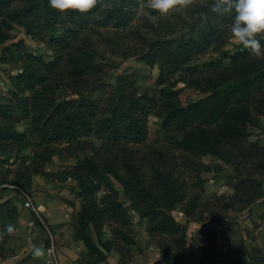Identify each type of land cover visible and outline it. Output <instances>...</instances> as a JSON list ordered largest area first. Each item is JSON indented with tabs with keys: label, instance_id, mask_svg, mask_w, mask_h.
Listing matches in <instances>:
<instances>
[{
	"label": "trees",
	"instance_id": "trees-1",
	"mask_svg": "<svg viewBox=\"0 0 264 264\" xmlns=\"http://www.w3.org/2000/svg\"><path fill=\"white\" fill-rule=\"evenodd\" d=\"M213 2L188 8L191 13L180 10L159 26H151L156 37H146V50L140 57L150 67L161 66L151 92L139 93L138 75L132 71L118 76L115 89L105 98L93 99V92L105 89L104 65L99 62L102 46L107 51L119 47L103 32L126 30L141 12L162 17L143 6L146 0H106L110 7L63 16L48 0H0V48L10 41L14 27L20 26L51 52L36 55L18 42L0 58V64L11 69L7 79L12 87V98L0 104V191L4 193L8 186L28 191L34 176L48 175L45 167L54 155L70 149L89 150L91 156L68 172L67 178L84 198L74 228L93 264L107 261L111 252L122 256L125 247L136 246L130 229L133 210L147 222V233L155 239L164 262L186 264L188 227L171 215L185 198L180 179L174 176L176 170L159 169L150 175L138 151L131 148L148 141L151 116L162 119L164 141L189 165L204 157L235 165L241 158L264 169V147L243 150L250 137L248 127L264 117V57L256 58L242 47L221 49L215 61L205 64L206 70L190 66L223 40L232 23L231 16L211 11ZM185 15L192 18L190 22ZM183 28L188 29L185 34L170 38ZM177 76L184 88L175 90L173 78ZM191 90L204 97L189 103L185 98ZM23 123L29 127L20 132L17 127ZM28 149L33 162L23 164L10 179L2 170L6 162ZM233 149L240 155L235 156ZM115 183L121 185L123 194ZM253 184L258 191L259 185L247 179L235 188L248 190ZM195 208L196 203L187 207L185 217L190 219ZM0 217L17 227L19 214L12 198L0 204ZM6 225L0 233L1 251L12 238ZM104 228L112 239L105 241ZM204 228L211 235L216 231L213 226ZM202 252L200 264H210L218 256L216 249ZM230 264H264V252L241 243Z\"/></svg>",
	"mask_w": 264,
	"mask_h": 264
},
{
	"label": "rangeland",
	"instance_id": "rangeland-1",
	"mask_svg": "<svg viewBox=\"0 0 264 264\" xmlns=\"http://www.w3.org/2000/svg\"><path fill=\"white\" fill-rule=\"evenodd\" d=\"M206 1L197 0L196 4ZM186 13H191V10H182L181 14ZM185 16L184 19L190 22L192 18L188 15ZM166 20L167 18H156L141 12L134 23L126 30L119 33L116 31L103 32L107 39L110 38L115 43H119V47L114 51H107L102 46L104 55L99 59V62L104 65L106 75L104 81L105 89L93 92L91 95L93 99L105 98L111 90L115 89L117 85L116 78L132 71H136L138 75L139 93L143 94L152 91L161 66L158 64L150 67L144 64L140 57L146 50L144 45L146 37H156L155 30L151 26H159ZM183 29L170 38H178L188 31L187 28ZM18 42H24L28 51L36 55L48 56L51 54L44 45L38 44L28 37L24 28L15 26L11 33L10 41L3 44L0 48V58L7 47ZM241 47L232 42L230 28H228L223 40L213 45L204 55L192 62L190 66L206 70L205 64L215 61L221 49L222 51H235ZM10 71L9 66L0 64V104H5L12 98V87L7 79V73ZM173 80V83L177 84L175 90L184 88L183 83H177L179 76L173 78ZM61 96L65 97L64 93L63 95L61 93ZM202 97H204L202 93L191 90L185 99L189 103H193ZM161 124L162 119L151 116L148 121L150 134L148 141L142 146H132L131 148L138 151L142 166L150 175H154V172L159 169L176 170L174 176L180 179L185 198L177 204L171 215L178 223L188 227L186 264H200V260L204 257L202 249H206L208 252L216 249L218 252L217 257L211 258L210 264H230L235 258L241 243H244L248 249L255 247L260 248L264 252V169H258L256 162L246 161V163H243L241 158L235 165L213 157L199 158L195 164L189 165L185 163L179 152L169 147L164 141V135L160 131ZM28 127V123H23L17 129L23 132ZM248 131L250 137L243 150L246 151L251 146L264 147V117L260 118L256 124L249 126ZM84 141L92 142L95 146L100 145L99 142L92 139H85ZM232 151L235 156L240 155L237 150L233 149ZM90 156L91 152L89 150L82 151L78 149L65 150L54 155L53 162L45 167V172L48 175L34 176L32 188L28 190L34 205L36 202L44 203L46 201L45 198L41 197L46 191V193H49V197L53 198L51 201L58 203L59 206L62 203L67 206L66 209L63 208L64 206L57 207V209L65 217L71 214L69 224L72 225L73 232L69 231L71 232V238L75 239H77L74 228L77 220L75 214L76 206L78 205L80 212L84 198L82 199V195L77 194L78 187L74 181L67 178V174L81 161ZM15 158H17L16 163ZM22 158H25V161L20 160ZM32 159V151L30 149L25 150L9 158L5 164L7 167L2 170L4 173L10 174V179H14L15 172L22 169L23 164L32 163ZM245 179L259 185V190L257 191L254 184L251 189L245 190V188H242L237 190L235 188L236 184ZM115 184L121 194H123L121 185L119 183ZM4 194H6V197L11 196L10 198L16 204L17 211H20L22 200L18 198L15 191L7 188ZM121 199L123 201L127 200L124 195H121ZM193 203H196V208L192 213V217L188 219L185 217V210ZM128 205L129 203L127 202L126 206ZM24 212L27 213L28 224H30L29 221L33 220V215L21 210L22 214ZM43 218L53 234V238H56L54 230L49 227V223H47L44 216ZM57 219L59 220L60 218ZM130 222L131 236L135 240L136 246L125 247L126 252L123 250L122 256L116 252H111L110 256L113 255V257L110 258V263L116 264L115 261H111L115 259L118 264H166L161 257L155 239L147 233V222L141 221L138 213L134 210L130 213ZM1 224H9L6 217L0 220V233ZM205 226H213L216 231L211 235L209 234L210 231L204 228ZM36 227L38 228L33 229L34 232L32 233L27 229L25 236L21 238H49L44 226H40L37 223ZM28 228H30L29 225ZM37 231H44L46 235L40 233L34 236L35 233H38ZM103 238L105 241L112 239L107 228H104ZM7 244L2 251L0 250V258L2 259L5 252H10V249L9 251L7 249ZM11 259L16 261L17 258L11 257ZM45 259L47 261L46 257ZM94 262V259L88 257L85 264H93Z\"/></svg>",
	"mask_w": 264,
	"mask_h": 264
},
{
	"label": "clouds",
	"instance_id": "clouds-1",
	"mask_svg": "<svg viewBox=\"0 0 264 264\" xmlns=\"http://www.w3.org/2000/svg\"><path fill=\"white\" fill-rule=\"evenodd\" d=\"M48 3L62 16L69 12L88 14L98 6L110 7L106 0H48ZM196 3L197 0H146L143 6L162 18H168L170 14L186 10ZM211 11L221 17H232L231 40L242 46L241 50H247L256 58L264 57V45L261 43L264 40V0H214ZM15 231L13 224L6 225L7 234L13 235ZM31 251L35 258L45 255L44 249L35 245H31Z\"/></svg>",
	"mask_w": 264,
	"mask_h": 264
},
{
	"label": "crops",
	"instance_id": "crops-1",
	"mask_svg": "<svg viewBox=\"0 0 264 264\" xmlns=\"http://www.w3.org/2000/svg\"><path fill=\"white\" fill-rule=\"evenodd\" d=\"M41 197L45 198L46 201L44 203H37L35 207L40 211L41 215L45 217L47 223H49V227L54 230V235L56 238L52 239L55 244L56 253L59 259L60 264H85L88 260V251L85 248L82 241L77 240L75 238H71L70 233L73 232L72 225H70V215H63L61 212H58L57 207L64 206L63 208H67L64 203L59 204L56 202L51 201L53 198L49 197V193H46ZM11 196L9 195L6 197V194L0 192V204L9 199ZM21 207V206H20ZM20 212V213H19ZM79 213L78 205L76 206L77 215ZM19 218L17 221L16 231L13 234V237L7 244V249L10 252L4 254L3 259L0 258V264H47L46 262V254L41 258H35L32 255L31 245H35L37 247H42L44 251L50 244V238H21L25 236V231L28 229L30 233L34 232L32 228H28V217L27 213H21V210L18 211ZM5 217H0V220ZM57 218H60L59 220ZM3 224H1L2 226ZM38 228V227H37ZM71 232H70V231ZM38 232V231H37ZM46 235L44 231H40L35 233L34 236L39 235ZM72 235V234H71ZM33 236V237H34ZM73 236V235H72ZM44 237V236H42ZM14 251V252H13ZM11 257H16V261H13ZM113 255H109L107 261L99 264H112L110 263V258ZM111 261H115L116 264L117 260L112 259Z\"/></svg>",
	"mask_w": 264,
	"mask_h": 264
},
{
	"label": "built area",
	"instance_id": "built-area-1",
	"mask_svg": "<svg viewBox=\"0 0 264 264\" xmlns=\"http://www.w3.org/2000/svg\"><path fill=\"white\" fill-rule=\"evenodd\" d=\"M9 188L18 191L17 195L19 198L22 200V207L21 210L27 211L33 215V220L29 221L30 228L36 229V224L38 223L40 226H44L46 229V232L50 238V244L46 248L45 253H46V258H47V264H59V259L55 250V244L52 239L51 231L48 228V226L45 224L44 218L41 215L40 211L35 207L33 199L31 198L30 194L28 193L27 190L23 188H15L10 186ZM34 227V228H33Z\"/></svg>",
	"mask_w": 264,
	"mask_h": 264
}]
</instances>
